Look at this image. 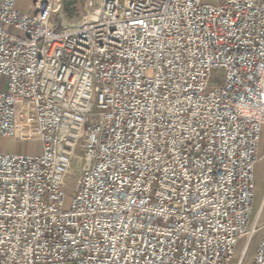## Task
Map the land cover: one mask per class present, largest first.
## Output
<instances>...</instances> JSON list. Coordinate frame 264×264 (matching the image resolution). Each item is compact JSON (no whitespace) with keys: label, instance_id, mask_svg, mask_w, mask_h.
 I'll return each instance as SVG.
<instances>
[{"label":"built area","instance_id":"built-area-1","mask_svg":"<svg viewBox=\"0 0 264 264\" xmlns=\"http://www.w3.org/2000/svg\"><path fill=\"white\" fill-rule=\"evenodd\" d=\"M21 1L0 0V139L28 103L40 150L0 152V264H233L241 242L242 264L264 0H87L74 27L61 0Z\"/></svg>","mask_w":264,"mask_h":264},{"label":"rangeland","instance_id":"rangeland-1","mask_svg":"<svg viewBox=\"0 0 264 264\" xmlns=\"http://www.w3.org/2000/svg\"><path fill=\"white\" fill-rule=\"evenodd\" d=\"M69 1H71V0H61V5L63 7V17H64V20L67 21L66 27H74L76 25V23L79 20H81L82 17L84 16V13L86 11L87 0H74L75 4H74V9L72 11L73 14H72L71 18L65 13V10H67V9L64 10V3L69 2ZM20 5L23 7H26V9L30 8V2H26L24 0H22L20 2ZM222 75L223 74L221 71H213L212 75H211L210 84H214L215 82H218L221 79L220 77ZM209 90L210 89H208V91ZM17 120H18V118H17ZM27 128L30 130H29V132H28L29 134L26 136V138L28 140L36 139V132H35L34 126L28 125ZM2 142L4 143V145L2 146V149H1L2 152H6V153H8V152H17V153L18 152H24V150L21 151L19 149V147L21 145H19L20 142L17 139H14V140L2 139ZM29 151H31V150L29 149ZM32 151H31V153H32ZM76 155H80V153L77 152ZM261 155H262V152H261V150H259V157ZM257 167H258V169L256 172V198H255L253 216H255V214L259 211L260 206L261 205H263V206H262V210H261L259 217H257V230H258V232L253 237L242 264H250L251 263L254 251H255L257 244L259 242V239H260V231H261L262 225L264 224V161L260 162ZM79 169H80V163H79L78 159L75 158L71 164V170H70L71 175L66 178V182H65V190H66L68 197H70L73 193L74 185H75V183L79 177ZM241 251H242V242L239 244V246L237 248V253H236V256L234 258L233 264L237 263V261L240 257Z\"/></svg>","mask_w":264,"mask_h":264},{"label":"crops","instance_id":"crops-1","mask_svg":"<svg viewBox=\"0 0 264 264\" xmlns=\"http://www.w3.org/2000/svg\"><path fill=\"white\" fill-rule=\"evenodd\" d=\"M64 25L66 26L67 21L64 20ZM6 88L5 85V81L1 80L0 81V91H4ZM17 118H18V129H17V140H19L21 145L19 147V149L22 151L24 150V152H28V153H32L33 154H37L40 150V146L38 144L37 139L34 140H28L26 138V136L29 134V130L27 128V126H32L33 123V119H32V114H31V110H30V105L28 103L26 104H20V107L18 108V112H17ZM34 126V125H33ZM4 145V143L2 142V140L0 139V152L2 149V146ZM29 145V146H28ZM260 149L262 152V155L260 156V162L264 161V132H263V136H262V140H261V145H260ZM29 149L31 151H29ZM258 169V167H257Z\"/></svg>","mask_w":264,"mask_h":264},{"label":"water","instance_id":"water-1","mask_svg":"<svg viewBox=\"0 0 264 264\" xmlns=\"http://www.w3.org/2000/svg\"><path fill=\"white\" fill-rule=\"evenodd\" d=\"M74 4H75V2H74V0H71V1H69V2H65L64 3V10L65 9H67V10H65V13L71 18V16H72V11H73V9H74Z\"/></svg>","mask_w":264,"mask_h":264}]
</instances>
